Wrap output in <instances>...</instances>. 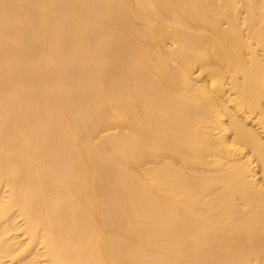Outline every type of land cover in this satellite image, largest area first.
<instances>
[{"label":"bare ground","instance_id":"6f19581e","mask_svg":"<svg viewBox=\"0 0 264 264\" xmlns=\"http://www.w3.org/2000/svg\"><path fill=\"white\" fill-rule=\"evenodd\" d=\"M0 264H264V0H0Z\"/></svg>","mask_w":264,"mask_h":264}]
</instances>
